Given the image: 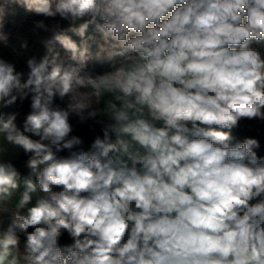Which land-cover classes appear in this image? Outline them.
<instances>
[{"label":"clouds","instance_id":"clouds-1","mask_svg":"<svg viewBox=\"0 0 264 264\" xmlns=\"http://www.w3.org/2000/svg\"><path fill=\"white\" fill-rule=\"evenodd\" d=\"M8 3L86 19L68 29L79 43L36 22L67 62L33 57L25 72L0 57V109L30 99L23 131L0 111L30 169L0 145V264H264V157L232 135L264 122V57L250 47L264 42V0H5L0 47ZM92 59L118 66L93 74ZM73 119L101 125L91 151Z\"/></svg>","mask_w":264,"mask_h":264},{"label":"trees","instance_id":"trees-1","mask_svg":"<svg viewBox=\"0 0 264 264\" xmlns=\"http://www.w3.org/2000/svg\"><path fill=\"white\" fill-rule=\"evenodd\" d=\"M5 0H0V5H3ZM3 24L4 30L10 35L9 44L7 47H0V57L8 60L9 62L15 63L17 70L27 71L26 62L29 58L35 57L39 61L46 54H56L59 53V58L67 62V58L70 55L66 52L57 42L53 41L50 46L52 51L49 53V48L45 46V41L51 39V32L45 31L43 29L36 27V22L43 20L46 25H51L59 23L60 28L65 31L66 34L72 36L74 40L79 43L80 37L76 36L74 33L68 31L71 27H78L83 23V19H78L75 21L62 20L59 17L56 18H45L41 15H36L33 12L27 11L24 7L17 3H8L3 11ZM86 36H95V41H90L91 50L93 53L97 51V44L103 43V40L98 33H94L90 28L86 33ZM26 42L27 47H22ZM250 47L258 50L262 57H264V42H253ZM114 66L118 64L114 62H108L106 60H96L92 59L88 62L86 71L93 74H103L104 72L111 71ZM56 103L65 106L67 103V98L65 101H60L56 99ZM5 114L16 113L15 123L17 127L23 131V121L26 115L30 111V99H26L22 104L18 101L16 105L0 109ZM97 119H104L103 117H98ZM74 125V135H78L83 139V144L80 146L84 151H91V144L96 135L102 137L103 133L101 131V125L95 123L93 120L87 121L85 124L81 125L77 123L76 119L72 120ZM92 125L95 131L89 128ZM26 135L31 136L30 133ZM233 143L243 142L246 138H254L259 142V148L254 149L258 156L264 157V122L259 120H242L239 126L232 130ZM33 139H38V137H31ZM60 155H67V150L60 153ZM27 156L20 149L17 156L11 159L14 166L18 169L22 176H27L30 169L26 166ZM54 190L59 191V188ZM32 229H29L31 231ZM24 237L21 235V247H23ZM61 244L71 243V239L65 232L61 237Z\"/></svg>","mask_w":264,"mask_h":264},{"label":"rangeland","instance_id":"rangeland-1","mask_svg":"<svg viewBox=\"0 0 264 264\" xmlns=\"http://www.w3.org/2000/svg\"><path fill=\"white\" fill-rule=\"evenodd\" d=\"M3 143H5V147L8 149L10 153V155L8 154L7 156H16V154H18L19 149L17 147H13L12 145L6 144V142H3V137L0 136V145H2Z\"/></svg>","mask_w":264,"mask_h":264},{"label":"crops","instance_id":"crops-1","mask_svg":"<svg viewBox=\"0 0 264 264\" xmlns=\"http://www.w3.org/2000/svg\"><path fill=\"white\" fill-rule=\"evenodd\" d=\"M100 107H103V103H101V105H100ZM19 150L18 151H20V149L21 148H18ZM19 153V152H18ZM10 155V153H9V151H7V153L5 154L6 156H4V158L5 159H12V158H14L15 156H7V155ZM18 154H16V156H17Z\"/></svg>","mask_w":264,"mask_h":264}]
</instances>
